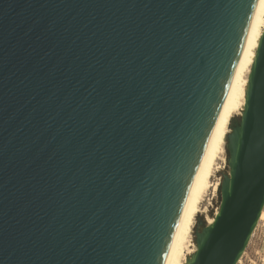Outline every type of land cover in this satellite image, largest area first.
I'll return each mask as SVG.
<instances>
[{"label":"water","instance_id":"obj_1","mask_svg":"<svg viewBox=\"0 0 264 264\" xmlns=\"http://www.w3.org/2000/svg\"><path fill=\"white\" fill-rule=\"evenodd\" d=\"M257 0H0V264H164ZM264 32L189 264L264 205Z\"/></svg>","mask_w":264,"mask_h":264},{"label":"bare ground","instance_id":"obj_2","mask_svg":"<svg viewBox=\"0 0 264 264\" xmlns=\"http://www.w3.org/2000/svg\"><path fill=\"white\" fill-rule=\"evenodd\" d=\"M263 32L264 0H257L248 32L242 44L241 56L232 75L211 139L205 149L200 170L174 232L164 264H189L197 250V245L192 242V227L196 216L200 213L203 197L212 186L211 180L218 168L219 160L224 154L225 140L230 133V122L233 117L242 115L245 108L249 76ZM218 212L219 207L215 210L213 217L206 221L208 226L213 223ZM261 221H264V205L247 244ZM189 247H191L190 251ZM244 250L238 257L236 264L241 262ZM188 252H191L189 259L187 257Z\"/></svg>","mask_w":264,"mask_h":264},{"label":"rangeland","instance_id":"obj_3","mask_svg":"<svg viewBox=\"0 0 264 264\" xmlns=\"http://www.w3.org/2000/svg\"><path fill=\"white\" fill-rule=\"evenodd\" d=\"M241 115L235 116L230 122L231 127L239 123ZM229 153L227 149V138L225 140L224 154L219 160L218 168L215 171L214 176L212 177L211 184L212 186L208 192L203 197L201 204L200 213L195 218L193 227H192V242L196 244V234L201 232L203 228L207 225L206 221L208 218L213 217L215 210L220 205V186L225 177H229V165H228ZM216 187L213 188V186ZM214 189V190H213ZM207 217V218H206ZM189 251L191 247L188 248ZM191 252L187 253V257L191 256ZM238 264V263H237ZM239 264H264V221H261L257 228H255L249 243L245 247V250L241 256V262Z\"/></svg>","mask_w":264,"mask_h":264},{"label":"snow or ice","instance_id":"obj_4","mask_svg":"<svg viewBox=\"0 0 264 264\" xmlns=\"http://www.w3.org/2000/svg\"><path fill=\"white\" fill-rule=\"evenodd\" d=\"M257 149L261 153L262 158H264V140H262L260 144L257 145Z\"/></svg>","mask_w":264,"mask_h":264}]
</instances>
